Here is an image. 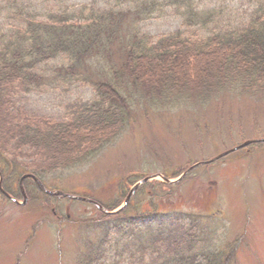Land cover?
Masks as SVG:
<instances>
[{
	"label": "trees",
	"instance_id": "obj_1",
	"mask_svg": "<svg viewBox=\"0 0 264 264\" xmlns=\"http://www.w3.org/2000/svg\"><path fill=\"white\" fill-rule=\"evenodd\" d=\"M61 3L41 14L24 0L1 1L0 23L14 24L0 29V170L3 187L14 196L11 184L24 173L43 179L90 160L136 119L139 104L172 112L205 104L231 85L264 89V0H247L254 7L236 22L224 14L223 2L197 9L187 1L178 11L186 29L156 38L139 23L168 2L142 0L132 9ZM115 51L116 66L106 64L97 77L88 73L91 63H103ZM56 83L89 86L93 98L71 100L60 120L18 110L12 95ZM103 206L113 210L117 204ZM152 207L129 216V205L116 214L99 211V220L87 223L114 219L115 228L97 242L86 238L77 264H235L237 241L223 245L224 233L197 216L165 211L160 203ZM113 252L119 259L107 262Z\"/></svg>",
	"mask_w": 264,
	"mask_h": 264
},
{
	"label": "rangeland",
	"instance_id": "obj_2",
	"mask_svg": "<svg viewBox=\"0 0 264 264\" xmlns=\"http://www.w3.org/2000/svg\"><path fill=\"white\" fill-rule=\"evenodd\" d=\"M24 1L43 14L63 1L75 6L117 5L116 9H132L142 0ZM158 1L168 3L152 18L139 23L143 33L155 38L186 29L178 11L185 9L187 1L197 9L223 2L224 14L231 22L248 16L254 7L247 0H179L180 6L176 0ZM13 24L10 20L0 23V29ZM119 54L115 51L103 63H91L88 73L97 77V70L103 72L106 64L116 66ZM58 65L57 61L51 62V66ZM93 95L89 86L75 84L67 89L56 83L12 98L23 114L60 120L67 103L76 97L89 100ZM153 106L139 104L136 119L124 125L90 160L58 169L41 181L57 192L118 207L134 183L145 176H157L138 188L129 202L127 216L146 212L152 206L159 208V203L165 211L175 209L182 216L193 214L208 222L207 228L224 233L223 245L237 241L235 264H264V142L252 143L211 164L198 166L175 184L159 176L174 179L194 163L212 159L248 140L264 139V89L231 85L205 104L191 103L172 112H157ZM0 124L4 125L1 109ZM13 185V192L18 191V184ZM26 196L23 206L0 194V264H77L79 256L86 252V238L97 242L102 232L115 228L114 219L101 226L88 224L89 219L100 218L98 207L89 202L52 198L31 187ZM16 197L23 200L19 192ZM113 254H106L107 262L119 259ZM130 264L140 261L133 259Z\"/></svg>",
	"mask_w": 264,
	"mask_h": 264
},
{
	"label": "water",
	"instance_id": "obj_3",
	"mask_svg": "<svg viewBox=\"0 0 264 264\" xmlns=\"http://www.w3.org/2000/svg\"><path fill=\"white\" fill-rule=\"evenodd\" d=\"M250 143V141H247V142H245V143H243L241 146H239V147H237L236 149H238V148H241V147H244V146H246V145H248ZM236 149H232V150H229V151H226L225 153H222L221 155H219L218 157H216L215 159H212L211 161H207V162H204V163H209V162H212V161H214V160H216V159H218V158H220V157H222V156H224V155H226V154H228V153H230V152H232L233 150H236ZM200 164H203V163H198V164H195V165H193V166H191V167H189L177 180H175V181H179V180H181L191 169H193L194 167H196V166H198V165H200ZM154 177H156V176H149V177H145L144 179H142L139 183H137L132 189H131V191H130V193H129V195L127 196V198L125 199V201H124V204H123V206H121L119 209H116V210H114V211H107L108 213H110V214H113V213H116V212H119V211H121L123 208H125V206L128 204V202H129V199H130V197H131V195L133 194V192L141 185V184H143V183H145V182H147V181H150L151 179H153ZM165 181H167V182H174V181H171V180H169V179H166V178H163ZM38 185L40 186V188L41 189H43V190H45V188L43 187V185L40 183V182H38ZM0 189H1V178H0ZM21 190L23 191V188L21 187ZM47 193H49V194H53L52 192H49V191H46ZM23 193H24V197H25V200H24V203L26 202V195H25V192L23 191ZM71 198H72V196H71ZM93 202V201H92ZM93 203H95V202H93Z\"/></svg>",
	"mask_w": 264,
	"mask_h": 264
}]
</instances>
